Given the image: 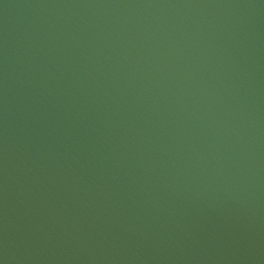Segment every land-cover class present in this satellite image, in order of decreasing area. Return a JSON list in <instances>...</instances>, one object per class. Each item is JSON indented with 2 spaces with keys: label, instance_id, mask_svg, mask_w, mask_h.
Here are the masks:
<instances>
[{
  "label": "water",
  "instance_id": "obj_1",
  "mask_svg": "<svg viewBox=\"0 0 264 264\" xmlns=\"http://www.w3.org/2000/svg\"><path fill=\"white\" fill-rule=\"evenodd\" d=\"M0 264H264V0H0Z\"/></svg>",
  "mask_w": 264,
  "mask_h": 264
}]
</instances>
